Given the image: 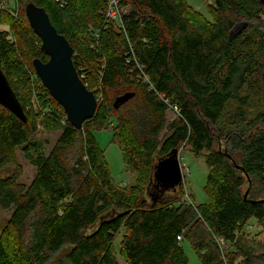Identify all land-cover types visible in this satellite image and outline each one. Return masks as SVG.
I'll return each mask as SVG.
<instances>
[{"label":"trees","instance_id":"obj_1","mask_svg":"<svg viewBox=\"0 0 264 264\" xmlns=\"http://www.w3.org/2000/svg\"><path fill=\"white\" fill-rule=\"evenodd\" d=\"M15 1L16 17L12 0L0 8L9 27L0 68L27 120L0 105V172L13 169L0 178V208L11 211L0 264H48L64 249L54 264H119L118 234L126 264H189L183 241L201 264H264V250L241 234L250 219L264 227V197L251 185L264 188V0H214L208 19L187 0H118V20L106 18V0ZM30 2L73 48L98 100L81 129L34 77L33 59L47 56L24 13ZM40 125L61 131L49 151L36 138ZM101 130L133 183L111 179ZM182 147L205 160L208 203L168 198L181 183L165 189L155 179L158 161ZM18 148L35 167L28 184L19 182Z\"/></svg>","mask_w":264,"mask_h":264},{"label":"water","instance_id":"obj_2","mask_svg":"<svg viewBox=\"0 0 264 264\" xmlns=\"http://www.w3.org/2000/svg\"><path fill=\"white\" fill-rule=\"evenodd\" d=\"M24 13L30 27L41 41V51L47 56L46 61L33 59L35 74L50 96L61 105L66 120L74 128L81 129L83 121L94 116L98 100L94 92L83 83L75 69L72 60L73 48L51 24L44 8L30 2L25 5ZM238 30L239 27L235 26L230 36ZM132 96V93L127 92L116 97L113 106L116 108ZM0 105L11 111L21 121L26 122L22 106L1 68ZM154 176L165 189L174 188L181 183L182 172L177 150H173L167 158L158 161Z\"/></svg>","mask_w":264,"mask_h":264},{"label":"rangeland","instance_id":"obj_3","mask_svg":"<svg viewBox=\"0 0 264 264\" xmlns=\"http://www.w3.org/2000/svg\"><path fill=\"white\" fill-rule=\"evenodd\" d=\"M187 2L195 11H198L206 19L210 18L208 9L209 7L213 6L214 0L209 2L205 0H187ZM6 24L0 25V31L8 30L9 27ZM167 117L170 121L174 118V114L168 112ZM38 128L39 130L36 133V138L42 141L44 149L49 151L54 145L61 131L57 128L47 130L42 128L41 125ZM94 135L98 145L103 151V156L113 182L117 185L133 183L134 175L127 171L126 167L124 166L121 151L118 145L112 142L111 133L107 130H101L94 132ZM71 154L74 155V151ZM178 159L182 172V182L181 185L177 186L175 191L166 192V197H177L180 198L181 201L185 199L186 201L197 204L208 203L209 196L206 193L204 187L207 176V167L205 165L204 158L202 156H195L188 147H182L178 153ZM17 162L20 164L23 171L22 176L19 178V182L28 184L35 174V167L23 157L20 148L17 149ZM12 172L13 169L11 167H6L0 172V178L10 175ZM251 185L254 186V193L256 192L255 195L257 197H264V188L260 187L254 181ZM10 212V210L0 208V235L9 218ZM241 234L247 241L250 242V245L254 247L256 253H262L264 250L263 245H261V243L264 242V227L261 224H258L254 219H250L243 225ZM120 237L121 234H118L115 237V257L119 264H126V261L120 257L118 252ZM182 246L189 264H201L198 255L193 251L188 241H183ZM64 251L65 249L62 252ZM62 252L53 256L52 260L48 264H54L57 258L63 255Z\"/></svg>","mask_w":264,"mask_h":264},{"label":"built area","instance_id":"obj_4","mask_svg":"<svg viewBox=\"0 0 264 264\" xmlns=\"http://www.w3.org/2000/svg\"><path fill=\"white\" fill-rule=\"evenodd\" d=\"M9 1L11 2V0H0V8H9ZM205 1H211V0H205ZM12 7L15 8V11H12L10 9V13L12 15H14L15 17L17 16V12H18V5L17 2L15 0H12ZM121 15V8L119 7V2L118 0H106V4H105V16L108 20H118L119 17ZM34 77H37L36 74H34ZM62 124L65 123V121L61 122Z\"/></svg>","mask_w":264,"mask_h":264}]
</instances>
